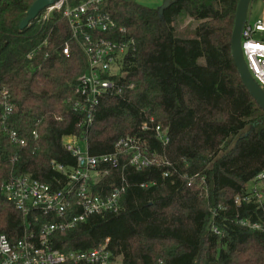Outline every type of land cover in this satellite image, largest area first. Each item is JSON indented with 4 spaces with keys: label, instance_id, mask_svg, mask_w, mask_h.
<instances>
[{
    "label": "trees",
    "instance_id": "obj_1",
    "mask_svg": "<svg viewBox=\"0 0 264 264\" xmlns=\"http://www.w3.org/2000/svg\"><path fill=\"white\" fill-rule=\"evenodd\" d=\"M34 1L0 0V87L10 89L16 104L5 123L0 105V234L19 238L27 224L3 194L4 181L30 175L55 188L67 181L52 168V161L76 165L65 136L79 137L90 154L100 156L137 134L170 164L137 169L129 154H119L118 166L100 165L107 174L93 190L105 195L125 185L120 209L57 231L54 248L82 251L109 238L122 264H264V201L235 203L264 170V110L232 56L239 0H162L158 7L104 0L102 11L135 42L118 89L105 96L89 127L79 126L82 114L73 110L85 54L74 42L68 55L62 53L70 31L61 11L20 28ZM186 18L196 21L188 34L179 27ZM45 40L41 54L29 58ZM144 124L150 128L142 129ZM155 125L167 129V144L156 137ZM13 130L26 145L11 141ZM33 217L28 220L35 229L47 222Z\"/></svg>",
    "mask_w": 264,
    "mask_h": 264
},
{
    "label": "built area",
    "instance_id": "obj_2",
    "mask_svg": "<svg viewBox=\"0 0 264 264\" xmlns=\"http://www.w3.org/2000/svg\"><path fill=\"white\" fill-rule=\"evenodd\" d=\"M104 0H84L73 4L71 0H58L43 10L38 17L46 19L53 11H61L66 18L70 38L62 47V53L68 55L71 42L77 43L85 54L87 67L79 76L76 87L77 99L73 110L82 114L79 126L89 127L95 119V112L110 92L118 89V80L123 76L126 55L134 47V39L126 36L125 27L117 23L107 12L102 11ZM117 33H120L119 37ZM264 16L253 17L249 12L242 31V50L247 66L254 79L264 88ZM48 44L45 40L28 53L29 58L41 54ZM0 105L2 122L12 115L15 102L7 87H0ZM153 120V118H152ZM144 124L142 129H149ZM156 137L167 144L170 140L167 129L160 125L152 127ZM35 137L39 134L34 131ZM10 139L15 144L26 145V139L16 131L9 132ZM81 140L75 135L64 137V144L76 157V165L72 168L52 161V168L67 176V181L59 188L33 178L30 175H18L4 181L1 190L6 198L24 215L27 224L22 236L11 239L7 234H0V264H122V257L116 256L109 248V238L99 246L63 253L55 249L54 235L57 231L75 228L79 223L86 222L96 213L118 211L121 207V197L126 190L125 185L116 186L105 195L96 193L93 186L107 174L101 171L100 165H119V154H129V164L137 169L170 164L160 154L150 148L148 141L140 135H128L116 143L114 153L92 155L87 148L83 149ZM165 176L169 172L164 173ZM255 186L248 194L237 195L235 203L241 204L257 199L264 201V170L254 179ZM264 207V206H263ZM38 221L39 215L47 222L39 224L35 229L30 216ZM243 225L261 228L257 223L241 220ZM215 232H219L213 226Z\"/></svg>",
    "mask_w": 264,
    "mask_h": 264
},
{
    "label": "water",
    "instance_id": "obj_3",
    "mask_svg": "<svg viewBox=\"0 0 264 264\" xmlns=\"http://www.w3.org/2000/svg\"><path fill=\"white\" fill-rule=\"evenodd\" d=\"M57 1L58 0H35L29 7L27 16L20 22V28L24 29L27 27L33 19L39 16L41 11ZM251 1L252 0H239L238 2L231 37L232 56L243 83L246 85L259 106L264 110V88L254 79L247 66L242 50V31L248 18ZM167 4L168 2L162 6V9ZM258 36L264 37V34L262 35L259 33Z\"/></svg>",
    "mask_w": 264,
    "mask_h": 264
},
{
    "label": "rangeland",
    "instance_id": "obj_4",
    "mask_svg": "<svg viewBox=\"0 0 264 264\" xmlns=\"http://www.w3.org/2000/svg\"><path fill=\"white\" fill-rule=\"evenodd\" d=\"M142 4L146 5V6H150V7H158L162 4V0H139ZM257 5H260V7L258 8V11H261L262 9V4L260 3V1L256 2ZM196 25V21L192 20L190 18H186L185 20L181 21L179 23V27L181 29H183V33L184 34H188L190 29L194 28ZM81 145L83 147V149L86 148V144L85 142L81 141ZM255 182L252 181L249 183V189H252L255 186ZM262 185L264 186V182L262 183ZM264 189V188H263Z\"/></svg>",
    "mask_w": 264,
    "mask_h": 264
},
{
    "label": "crops",
    "instance_id": "obj_5",
    "mask_svg": "<svg viewBox=\"0 0 264 264\" xmlns=\"http://www.w3.org/2000/svg\"><path fill=\"white\" fill-rule=\"evenodd\" d=\"M260 3L262 4L261 11H258V8L260 7V5H257L256 2L253 3V4H250L249 12L251 13V15L253 17H261V16H264V0H261ZM263 188H264V186H263Z\"/></svg>",
    "mask_w": 264,
    "mask_h": 264
}]
</instances>
